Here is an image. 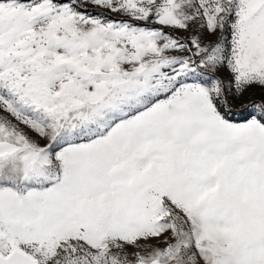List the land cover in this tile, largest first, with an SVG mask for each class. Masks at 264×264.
<instances>
[{
  "label": "snow or ice",
  "instance_id": "snow-or-ice-1",
  "mask_svg": "<svg viewBox=\"0 0 264 264\" xmlns=\"http://www.w3.org/2000/svg\"><path fill=\"white\" fill-rule=\"evenodd\" d=\"M0 264H264V0H0Z\"/></svg>",
  "mask_w": 264,
  "mask_h": 264
}]
</instances>
